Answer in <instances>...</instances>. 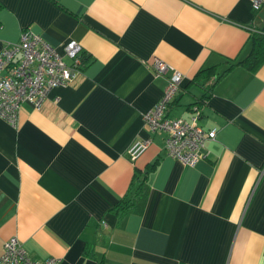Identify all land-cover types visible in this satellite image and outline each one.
I'll list each match as a JSON object with an SVG mask.
<instances>
[{
  "label": "crops",
  "instance_id": "1",
  "mask_svg": "<svg viewBox=\"0 0 264 264\" xmlns=\"http://www.w3.org/2000/svg\"><path fill=\"white\" fill-rule=\"evenodd\" d=\"M26 27L86 59L17 125L0 117V254L15 235L55 264H264V60L212 80L264 33V2L0 0V49ZM154 57L182 74L167 114L189 119L203 97L198 123L216 130L192 166L145 127L170 72Z\"/></svg>",
  "mask_w": 264,
  "mask_h": 264
},
{
  "label": "built area",
  "instance_id": "2",
  "mask_svg": "<svg viewBox=\"0 0 264 264\" xmlns=\"http://www.w3.org/2000/svg\"><path fill=\"white\" fill-rule=\"evenodd\" d=\"M258 8L264 0H250ZM82 47L74 39L56 48L39 33L23 28L15 41L5 42L0 49V117L15 126L24 102L40 108L51 88L73 81L82 72ZM155 75L170 70L160 98L143 113L145 127L164 134V149L168 156L186 165L205 158V141L215 136V128H203L198 123L200 109L190 106V117H170V104L180 91L182 74L157 57L151 63ZM148 140L136 139L127 148L130 160L146 148ZM50 256L44 260L32 258L17 236L3 242L0 264H55Z\"/></svg>",
  "mask_w": 264,
  "mask_h": 264
},
{
  "label": "trees",
  "instance_id": "3",
  "mask_svg": "<svg viewBox=\"0 0 264 264\" xmlns=\"http://www.w3.org/2000/svg\"><path fill=\"white\" fill-rule=\"evenodd\" d=\"M83 61L86 59V56L82 54ZM264 60V33L262 32H252L250 34V49L248 54L242 58L241 60L238 61H233L229 62L230 64L228 65L227 68L223 69L220 71V73H217L215 76H213L212 80L217 79L220 75H222L225 71H227L232 65L237 64V63H243L247 68L253 70L255 69L262 61ZM215 69V66H205L202 68H199L194 76V78H199L201 76L209 77V72H213L212 70ZM204 98H198L195 100L192 104H197L199 107V102H203ZM191 104V105H192ZM190 105V106H191ZM154 167V165H151L150 168ZM144 179V177H143ZM143 181V180H142ZM122 206L123 209L127 208L126 204H121L120 207Z\"/></svg>",
  "mask_w": 264,
  "mask_h": 264
}]
</instances>
